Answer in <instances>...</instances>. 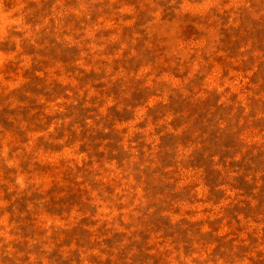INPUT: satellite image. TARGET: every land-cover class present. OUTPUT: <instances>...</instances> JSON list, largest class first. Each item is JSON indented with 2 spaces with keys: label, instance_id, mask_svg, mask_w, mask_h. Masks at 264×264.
<instances>
[{
  "label": "rangeland",
  "instance_id": "obj_1",
  "mask_svg": "<svg viewBox=\"0 0 264 264\" xmlns=\"http://www.w3.org/2000/svg\"><path fill=\"white\" fill-rule=\"evenodd\" d=\"M0 264H264V0H0Z\"/></svg>",
  "mask_w": 264,
  "mask_h": 264
}]
</instances>
